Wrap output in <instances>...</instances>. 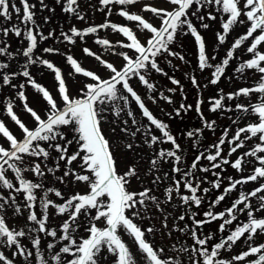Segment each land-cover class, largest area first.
Listing matches in <instances>:
<instances>
[{"label":"snow or ice","instance_id":"snow-or-ice-1","mask_svg":"<svg viewBox=\"0 0 264 264\" xmlns=\"http://www.w3.org/2000/svg\"><path fill=\"white\" fill-rule=\"evenodd\" d=\"M18 3L0 0V264H264V0H98L103 22L73 24L58 35L42 30L52 17L38 23L37 3ZM54 3L86 22L81 0ZM38 4L40 12L56 11L45 0ZM114 13L125 23L109 19ZM218 17L209 50L201 30ZM238 26L245 31L229 44ZM102 30L118 39L102 37ZM10 35L22 47L13 49ZM188 36L196 45V70L210 78L201 84L195 72L184 73L194 103L165 112L159 103L173 105L177 90L188 99L181 79L166 70H178L173 60L188 63L174 50ZM47 41L54 44L41 47ZM85 59L94 67L84 66ZM249 73L250 85L227 94L219 88L207 98L208 113L244 116L232 120L234 131L225 128L205 144L217 121L205 115L202 89L222 78L248 80ZM159 78L174 87L165 91ZM149 102L168 121H183L194 110L199 124L174 130ZM108 112L127 117L120 129L125 143L110 142L102 131ZM249 114L255 120L239 126ZM228 167L239 178L225 175ZM81 228L86 235H79Z\"/></svg>","mask_w":264,"mask_h":264},{"label":"rangeland","instance_id":"rangeland-1","mask_svg":"<svg viewBox=\"0 0 264 264\" xmlns=\"http://www.w3.org/2000/svg\"><path fill=\"white\" fill-rule=\"evenodd\" d=\"M16 2L18 4V6H19L18 0H16ZM45 2L48 3L50 5V7H55L56 11H55L54 14L53 13H49L47 10H45L43 12H40L39 11L38 0H30V3H37V16H36V20H37L38 23H43V21H42V17L43 16H51L52 17V19H51V21L49 23L43 24V29L42 30L45 32V34H47V32L50 29H56V32H57V35H58L59 32H60V30H67L73 24H75V26L78 27V28H84V27H86V26H88L90 24H99V23L103 22L104 19H105V13L104 12H101L103 14L102 15V14H99L100 11H96V7H99L98 0H81V7H82V9L84 11L87 12L86 22L85 21H78V20H75L72 17L67 16L65 13L62 12L61 5H56L54 3V0H45ZM149 2H152V0H149ZM89 5H93L95 7H90ZM109 19H111L113 22H118L120 24H124L125 23V21L122 18H120L119 16L115 15V13ZM15 22H17V21H16L15 16H14L13 21L12 22H9L8 26H10L11 23H15ZM214 22L216 23L217 27H219V18H218L217 21H214ZM154 23H158V21H154ZM0 26H3V22L2 21H0ZM244 31H245V28L243 26H238L233 33H235V36H236L238 34H242ZM233 33L231 35H234ZM100 35L102 37H104V38H110L113 41H115V40L118 39V36L116 34L109 35L105 31L101 32ZM210 37H212L213 42L216 43L215 35L212 34V35H210ZM7 40H8L9 43L12 44V48L13 49H15L17 47H22L19 44L17 38H15L14 36H11L10 35L7 38ZM50 44H54V41L43 42V44L41 45V47H43V46H49ZM87 46H90V47H93V48L97 47V46L91 44V41H89V44ZM74 51L77 53V55L80 54L79 53V48L75 49ZM104 55H107V53H104ZM57 59H59V58H57ZM173 61H174V65H176V62L175 61H178V60H173ZM83 63H84V66H86L88 68L94 67V61H92V60L85 59L83 61ZM166 70L169 72L170 75H172L173 73H176V70H173V69L169 70L168 68H166ZM249 77L250 78L248 80H243V79H240V80H241V82L244 85H250L252 83L251 73H249ZM44 82L46 84H49L50 85L51 84V78L50 77H46V79H45ZM158 82H159L161 88L164 89L165 91H166V89L168 87H174L173 85H171L167 81L166 78H159V81ZM72 91H73V94L75 95V91H76L75 87L72 89ZM141 91H143V90L141 89ZM29 92L31 94V90H29ZM166 94H168V93L166 92ZM178 98L179 99L182 98V94L179 92V90H177L176 94L173 96V100H174V104L173 105H167V104H164L163 102H160L159 103V107H163L164 110H165V112L171 111L173 107L178 106V104L176 102ZM246 100H247V98L244 99L243 101L246 102ZM252 102H256V97L255 96L252 97ZM33 106L39 107V105H35V104ZM149 106L152 109L155 110L154 114H157L159 116V118L165 119L166 122H169L172 125V127H173L174 130H179V129H182V128L189 127V124H186V122H184V121H180V120L168 121L167 117L164 116L163 113H160L158 111V106L157 105H152L149 102ZM133 108H135V105L134 104H133ZM189 114H190V112L188 113V116H189ZM21 116H22V118L27 119V117H24L22 113H21ZM105 116H106L107 119H106L105 122H102V126L101 127H102V131L104 132L106 138H110V142L115 143V144H123V143H125L126 141L122 138L124 134L120 131V129L122 127H124V125L122 124V120L123 119H126L127 117L126 116H121L119 119H117L116 117H114L111 114V112L105 113ZM249 116H250V118L247 119V120H245V119L242 118L240 120V123H247L248 120H250V121H248L250 123V122H253L255 120V117L251 116L250 114H249ZM241 117H243V115ZM232 120L233 119H231V121ZM182 125H184V126L182 127ZM9 127H12L10 123H9ZM113 127L116 128V131L114 133L111 131V129ZM128 127L131 128V121H129ZM13 130L15 131V129H13ZM65 134H66V136H67L68 139H71L72 136H73V133L70 130H65ZM75 148H76V145L75 144H73L72 146H70L69 153H71L72 151H74ZM126 159H127V162L128 163L133 162L134 161L133 154L132 153H129ZM49 163L51 164V161H49ZM75 166L76 165L74 163L73 167H75ZM125 168H126V165H123L122 164L120 170L123 171V170H125ZM228 168H231V167H228ZM232 170L233 169H231L225 175H229L230 174V175L234 176L233 174H231L232 173ZM62 172H63V162L61 163V173ZM61 173H58V174H61ZM248 186H250V185H248ZM254 186L255 185H253V187ZM70 187H72V186H70ZM79 190L81 192H86L87 191V188L86 187H81V188H79ZM218 210H222L221 209V206H220V208ZM50 212H51V210H50ZM94 214H95V212L93 211V215ZM242 219H243V217H242ZM20 223H22V221L18 219L17 220V224H20ZM51 223L54 226L55 225H58L60 223V218L52 219L51 220ZM152 223L153 224H156V226L159 227L158 220H154V221H152ZM218 223L219 222H215L214 223V225L212 227L213 230L218 226ZM142 225L144 227L150 226L149 225V221H147V220H144L142 222ZM80 233H81V230H80ZM217 235H220V234L217 233ZM123 238L125 239L126 242L129 243L130 247L135 252L136 251V248H135V245L132 243L131 239L129 237H127L126 235H124ZM155 239L157 241H160L161 238L157 234V236L155 237ZM189 243H190V241H189ZM110 260H111V258H110Z\"/></svg>","mask_w":264,"mask_h":264},{"label":"trees","instance_id":"trees-1","mask_svg":"<svg viewBox=\"0 0 264 264\" xmlns=\"http://www.w3.org/2000/svg\"><path fill=\"white\" fill-rule=\"evenodd\" d=\"M229 74H230V72H229ZM198 78V77H197ZM225 92H227V91H225ZM217 117H222V114H219ZM198 121V120H197ZM199 122V121H198ZM205 135H206V137H207V141H209V140H211L212 142L213 141H215V140H217L218 139V136H216L217 134H215V135H213V134H211L210 136L211 137H209V133L206 131L205 132ZM205 142V141H204ZM205 144H207V143H205Z\"/></svg>","mask_w":264,"mask_h":264}]
</instances>
